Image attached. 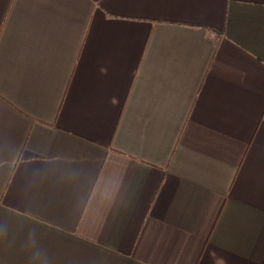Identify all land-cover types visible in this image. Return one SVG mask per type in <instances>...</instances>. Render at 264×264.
<instances>
[{"label":"crops","instance_id":"obj_1","mask_svg":"<svg viewBox=\"0 0 264 264\" xmlns=\"http://www.w3.org/2000/svg\"><path fill=\"white\" fill-rule=\"evenodd\" d=\"M0 264H264V0H0Z\"/></svg>","mask_w":264,"mask_h":264}]
</instances>
